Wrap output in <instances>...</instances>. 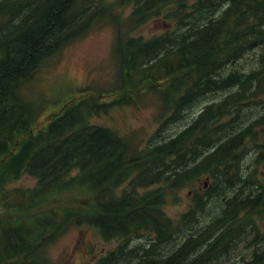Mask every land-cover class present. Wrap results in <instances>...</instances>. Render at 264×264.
<instances>
[{
    "label": "trees",
    "instance_id": "obj_1",
    "mask_svg": "<svg viewBox=\"0 0 264 264\" xmlns=\"http://www.w3.org/2000/svg\"><path fill=\"white\" fill-rule=\"evenodd\" d=\"M26 5L38 14L33 22L20 14ZM157 18L176 26L135 35ZM105 26L116 34L114 79L68 97L39 127L47 70ZM261 46L264 0H0V264H52L50 247L83 226L118 242L97 264H211L241 242L251 248L244 264H264V181L256 175L264 112L215 148L231 124L220 119L264 107V48L252 71L223 75ZM199 103L209 116L160 138ZM149 104L158 108L149 138L99 123L115 109ZM254 149L256 172L248 173L242 163ZM205 175L209 184L195 190L188 211L170 217L168 196ZM24 176L36 184L17 186ZM212 200L218 213L183 239Z\"/></svg>",
    "mask_w": 264,
    "mask_h": 264
},
{
    "label": "rangeland",
    "instance_id": "obj_2",
    "mask_svg": "<svg viewBox=\"0 0 264 264\" xmlns=\"http://www.w3.org/2000/svg\"><path fill=\"white\" fill-rule=\"evenodd\" d=\"M194 1V0H193ZM176 24L174 21L167 18H157L141 27L135 35H141L145 38H150L161 32L174 29ZM115 30L111 26H105L94 30L89 36L83 40L76 42L65 48L60 55L59 63L47 70L45 78L39 85V95L46 101V112L41 118L39 127L44 126L47 120L46 115L50 112H57L63 105L64 101L87 86H93L97 82L101 85L108 86L114 79L116 71V62L114 57ZM261 46L255 50L245 54L234 64L228 66L223 75L229 74L236 69H244L245 72H250L257 67V57L261 52ZM93 83V84H92ZM42 85V86H41ZM225 93L215 94L206 99L207 104L218 102ZM68 100V99H67ZM204 106L199 103L196 113L200 107ZM199 109V110H198ZM158 108L155 105L149 104L143 107L125 106L115 109L111 116L98 118L99 123L119 129L122 132L133 131L139 139L151 137L158 127L156 122ZM264 107L251 106L244 109L237 117L236 113L227 115L219 120L220 124L228 121H233L227 124L226 135L222 139H218L215 148L223 141L228 139L235 131L237 124L241 127L248 126L258 116L262 115ZM242 114V115H241ZM49 121V120H48ZM185 119L182 122H177L172 126L166 127L161 133L164 136H170L185 127ZM218 123V124H219ZM159 138V139H160ZM257 150H248L243 160L244 169L248 173L254 170V161L257 155ZM255 171V170H254ZM256 175L264 181V165L258 167ZM256 172V171H255ZM209 176L201 177L200 181L188 185L187 188L180 190L175 195L168 196V202L165 206L167 214L177 219L189 209V201L195 190L205 187V183L209 184ZM36 184V179L31 176H24L16 185L21 187H32ZM232 191V190H231ZM219 203L211 201L208 211L201 215L198 225L190 227L191 229L184 231L194 232L205 226L213 216L218 213ZM182 235V234H181ZM140 241H135L133 246L141 244ZM117 241L105 242L97 229L83 226L74 228L65 234L57 243L50 247V255L52 264H97L104 254L114 249L117 246ZM251 248H246L245 242L239 243L232 256L229 259H222L220 262L211 264H233L235 261H242L244 256L249 258Z\"/></svg>",
    "mask_w": 264,
    "mask_h": 264
},
{
    "label": "bare ground",
    "instance_id": "obj_3",
    "mask_svg": "<svg viewBox=\"0 0 264 264\" xmlns=\"http://www.w3.org/2000/svg\"><path fill=\"white\" fill-rule=\"evenodd\" d=\"M41 6V3H38V4H36V6H34V8L35 7H40ZM20 14H21V16H23V18H25V19H27V20H29V21H31V22H33L34 20H35V14L36 13H33V11L30 9V7H29V5H26V6H23V7H21V10H20ZM36 16H38V14H36ZM189 107V106H188ZM187 107V108H188ZM186 112V111H185ZM204 112H208V116L210 115V113H211V111H209L208 109H206V108H202V111H201V113H204ZM191 122V121H190ZM189 122V123H190ZM226 123H232L231 121H228V122H226ZM184 129V128H183ZM232 135L233 134H231L230 135V137H232ZM222 137H225L224 135H221ZM228 138V139H231V138ZM228 139H226L225 141H227ZM224 142V141H223ZM209 151H211V150H209ZM208 151V152H209ZM105 241V240H104ZM105 242H107V241H105ZM236 248H237V246H236ZM236 248L235 249H232L231 251H230V253L228 254V256H224L223 255V257H221V258H219L218 260H216L215 262H213V263H217V262H220L222 259H229V258H231V254H232V252H234L235 250H236ZM245 258H247V256H244ZM244 257H243V259H242V261H240L239 262V260H237V261H235L233 264H244Z\"/></svg>",
    "mask_w": 264,
    "mask_h": 264
},
{
    "label": "flooded vegetation",
    "instance_id": "obj_4",
    "mask_svg": "<svg viewBox=\"0 0 264 264\" xmlns=\"http://www.w3.org/2000/svg\"><path fill=\"white\" fill-rule=\"evenodd\" d=\"M203 105L205 107L208 104H206V105L203 104ZM196 110H197L196 104H193L190 107L186 108V119H187V121L185 122L184 130H186V129H188V127H190V125H191L189 123L190 121H191V123H193L199 117V115L201 114L202 108H200V110L198 109L199 110L198 113H196ZM206 187H207V184L205 185V188Z\"/></svg>",
    "mask_w": 264,
    "mask_h": 264
}]
</instances>
